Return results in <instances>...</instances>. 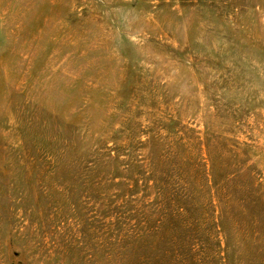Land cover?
<instances>
[{
    "label": "rangeland",
    "instance_id": "rangeland-1",
    "mask_svg": "<svg viewBox=\"0 0 264 264\" xmlns=\"http://www.w3.org/2000/svg\"><path fill=\"white\" fill-rule=\"evenodd\" d=\"M0 264H264V0H0Z\"/></svg>",
    "mask_w": 264,
    "mask_h": 264
}]
</instances>
